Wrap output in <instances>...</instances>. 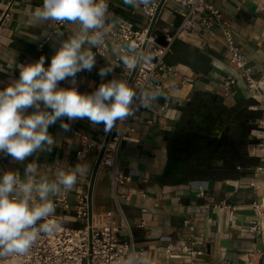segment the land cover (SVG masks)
I'll use <instances>...</instances> for the list:
<instances>
[{"label":"crops","instance_id":"obj_1","mask_svg":"<svg viewBox=\"0 0 264 264\" xmlns=\"http://www.w3.org/2000/svg\"><path fill=\"white\" fill-rule=\"evenodd\" d=\"M158 1L152 0L156 4ZM107 2V27L114 26L121 17L139 28L149 26L150 20L141 7L127 5L124 0ZM210 2L229 20L258 81L264 79V0ZM42 4L43 0H0V89L19 78L18 65L44 56L47 67L59 41L76 29L69 23L30 25L31 11ZM182 11V0L164 1L152 31L157 41L163 40L164 28L173 30L180 23ZM113 49L117 48L111 46L104 54H96V65L90 72L76 74L81 93H91L103 82L120 79L122 62L116 59ZM230 55L218 26L177 39L165 59L175 67V73L167 71L159 78L168 88L159 90L162 95L150 108L135 109L136 130L122 144L117 162L130 175L118 190L136 248L143 251L138 261L261 264L264 258L260 225L264 219V100L251 93L243 78H237L228 90L223 88L226 76L235 73ZM108 64L114 66L113 72L100 77L99 70ZM71 82L72 78L61 81L59 87L67 88ZM249 98L259 104H251ZM208 109L212 114H205ZM246 111L254 117L246 118ZM63 122L69 125V131L60 127L61 121L49 128L56 139L50 152H37L23 163L0 153V174L18 171L23 176L25 165L35 160L41 173L51 180L60 166L67 169L77 163L86 164L87 174L78 178L73 190L56 195L65 196L71 205L63 222L77 226L72 205L78 194L88 193L98 149L91 147L83 158L78 157L79 144L72 130L101 141L104 125H92L86 119L65 118ZM226 126H231L227 135ZM252 140L250 149L247 141ZM111 206L108 171L98 167L92 212L101 216ZM253 222L260 225L259 233L249 230ZM180 244L190 246L193 253L165 250L167 245Z\"/></svg>","mask_w":264,"mask_h":264},{"label":"clouds","instance_id":"obj_2","mask_svg":"<svg viewBox=\"0 0 264 264\" xmlns=\"http://www.w3.org/2000/svg\"><path fill=\"white\" fill-rule=\"evenodd\" d=\"M125 4L148 9L152 0H124ZM109 15L107 0H43L31 11L28 23H69L76 26L72 34L59 41V47L45 67V57L18 65L19 78L0 89V153L23 163L37 152H50L56 139L49 128L61 121L69 131V121L88 120L92 125H104L110 132L117 122L127 120L139 107L150 108L162 95L159 90L137 89L126 79L103 82L91 93H81L75 86L76 74L91 71L96 65V52L107 36ZM63 36V33H57ZM129 70L141 63H150L152 55L136 51L113 49ZM114 66L99 70L105 77ZM72 78V86L59 87L61 81ZM29 109H32L30 113ZM88 166L77 163L65 169L60 166L55 178L41 173L33 160L25 165L23 176L18 171L0 174V261L11 256L26 255L41 233H52L59 224L52 221L55 204L52 197L70 192L78 178L87 174ZM122 264H149L129 255Z\"/></svg>","mask_w":264,"mask_h":264},{"label":"built area","instance_id":"obj_3","mask_svg":"<svg viewBox=\"0 0 264 264\" xmlns=\"http://www.w3.org/2000/svg\"><path fill=\"white\" fill-rule=\"evenodd\" d=\"M182 4L180 23L173 30L164 28L161 42L157 41L153 34L149 37L146 36L147 27H136L132 21L121 17L114 26L106 27L107 36L103 47L94 48L93 51L96 54H104L111 46L125 51L129 46H132L139 52L142 44L146 42L143 52L150 53L153 59L150 63H141L137 66L130 85L138 90L141 88L147 90L148 86H152L154 90H166L168 84L159 78L167 71L175 73V67L168 65L165 61L166 56L172 52L174 42L177 39H186L191 34H199L212 26H218L221 28L231 54L229 63L235 70V73H229L226 76L223 88L228 90L229 85L234 83L237 78H243L250 88L256 89L258 87L255 83L258 81L256 72L248 65L245 54L235 39L230 22L222 11L210 0H182ZM156 5L152 2L146 10L141 6L142 13L149 20H151ZM55 25L62 24L55 23ZM116 59L120 60V57L117 56ZM131 70L121 64L120 79L128 80ZM70 86H72V82ZM75 86L80 91L76 80ZM165 106L166 103L162 107ZM135 130L134 115L125 121L117 122L109 135L99 162L98 167L106 169L109 175L112 201L109 210L101 216L92 212L89 224L87 195L78 194L72 205L78 225H69L63 220L65 211L71 205L65 196H55L53 197L55 213L51 219L60 225L59 228L50 234L41 233L37 242L26 255L4 258L0 264H122L129 255H134L138 261L143 255V251L136 248L131 228L123 213L120 200L122 193L118 190L120 185L130 180V175L117 162L122 144L134 134ZM72 132L77 137L79 144L76 154L81 158L90 151L91 147H96L99 152L107 134L103 131V139L97 141L77 129H73ZM200 194L203 192L200 191ZM249 230L259 233L260 225L253 222L249 226ZM194 242L191 241V244ZM159 248L157 247V249ZM173 249L189 254L193 253L191 247L186 244L165 247L166 251Z\"/></svg>","mask_w":264,"mask_h":264},{"label":"water","instance_id":"obj_4","mask_svg":"<svg viewBox=\"0 0 264 264\" xmlns=\"http://www.w3.org/2000/svg\"><path fill=\"white\" fill-rule=\"evenodd\" d=\"M164 1L165 0H159L157 5H156V8H155V11H154V13H153V15L151 17L149 26L147 27V33H146L147 37H149L152 34V31H153V28L155 26L159 11H160ZM6 13H7V11L4 12V14H6ZM0 23H1V20H0ZM145 43L146 42H144L142 44L141 48L139 49V52L140 51H144ZM136 68H137V66L134 69H132L130 74H129V77H128V80H127L129 82V84H130V82L132 80V77H133L135 71H136ZM111 131L107 132V134H106V136H105V138L103 140L102 146H101V148H100V150H99V152L97 154V158H96V161H95V164H94V167H93V170H92L91 178H90L89 189H88V193H87V199H88V222H89V224L91 223V215H92V188H93V182H94V178H95L98 166H99V162H100L101 156H102V154L104 152V149H105V146L107 144V141H108V138H109V135H110Z\"/></svg>","mask_w":264,"mask_h":264},{"label":"rangeland","instance_id":"obj_5","mask_svg":"<svg viewBox=\"0 0 264 264\" xmlns=\"http://www.w3.org/2000/svg\"><path fill=\"white\" fill-rule=\"evenodd\" d=\"M247 84V83H246ZM247 86H248V84H247ZM248 89H250L251 90V93H256V95H259V97H262V100H264V88H261L260 86H258L256 89L255 88H250L249 86H248ZM262 94V95H261ZM248 100V102H250L251 104H255V102L257 103V104H259L258 103V101H256V100H254V99H252V98H249V99H247ZM261 103H264V101H261ZM245 115V117L247 118H249V119H251V118H253L254 117V115H253V113H250V112H245L244 113ZM247 143H248V147L250 148V149H252V147H253V143H254V141L252 140V141H247ZM262 144H264V139H262ZM248 151V150H247ZM261 264H264V258H262V262H261Z\"/></svg>","mask_w":264,"mask_h":264},{"label":"bare ground","instance_id":"obj_6","mask_svg":"<svg viewBox=\"0 0 264 264\" xmlns=\"http://www.w3.org/2000/svg\"><path fill=\"white\" fill-rule=\"evenodd\" d=\"M255 83L257 84V86H260L261 88H264V79L256 81ZM262 217H264V216H262ZM261 220H262L261 223H260V225L262 227L261 230H262V233H264V219H261Z\"/></svg>","mask_w":264,"mask_h":264},{"label":"flooded vegetation","instance_id":"obj_7","mask_svg":"<svg viewBox=\"0 0 264 264\" xmlns=\"http://www.w3.org/2000/svg\"><path fill=\"white\" fill-rule=\"evenodd\" d=\"M212 114V112H209V109H208V111H206V113L205 114ZM215 117V116H214ZM230 127L231 126H226L225 128H224V134H226L227 135V133H228V131H229V129H230ZM245 139H242L241 141H244Z\"/></svg>","mask_w":264,"mask_h":264}]
</instances>
